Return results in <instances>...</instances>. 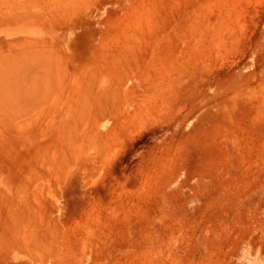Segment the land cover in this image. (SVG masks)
<instances>
[{
  "label": "rangeland",
  "instance_id": "rangeland-1",
  "mask_svg": "<svg viewBox=\"0 0 264 264\" xmlns=\"http://www.w3.org/2000/svg\"><path fill=\"white\" fill-rule=\"evenodd\" d=\"M0 264H264V0H0Z\"/></svg>",
  "mask_w": 264,
  "mask_h": 264
}]
</instances>
